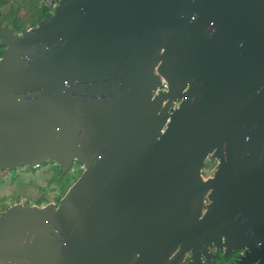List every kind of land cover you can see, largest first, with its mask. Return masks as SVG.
<instances>
[{
  "label": "water",
  "instance_id": "water-1",
  "mask_svg": "<svg viewBox=\"0 0 264 264\" xmlns=\"http://www.w3.org/2000/svg\"><path fill=\"white\" fill-rule=\"evenodd\" d=\"M0 46V170L83 169L58 204L0 212V264L264 245V0H59Z\"/></svg>",
  "mask_w": 264,
  "mask_h": 264
},
{
  "label": "rangeland",
  "instance_id": "rangeland-1",
  "mask_svg": "<svg viewBox=\"0 0 264 264\" xmlns=\"http://www.w3.org/2000/svg\"><path fill=\"white\" fill-rule=\"evenodd\" d=\"M59 0H0V23L15 31L13 24H23V29L36 26L40 3L54 11ZM1 50V49H0ZM216 160L208 159L203 168L205 178L213 175ZM82 172L80 164L63 174L54 162H46L37 168L22 167L16 170H0V212L16 203L46 205L58 204Z\"/></svg>",
  "mask_w": 264,
  "mask_h": 264
},
{
  "label": "flooded vegetation",
  "instance_id": "flooded-vegetation-1",
  "mask_svg": "<svg viewBox=\"0 0 264 264\" xmlns=\"http://www.w3.org/2000/svg\"><path fill=\"white\" fill-rule=\"evenodd\" d=\"M2 49L3 48L1 47V50ZM80 166L82 167L81 164ZM208 249L211 252V254L207 258L201 256L200 262L198 264H257L253 262L256 257H259V262H261L260 264H264V245L258 246L255 248V250L252 251H246L247 248L245 249L240 248L237 250L233 249L232 252H230L227 255H225L226 248H224V250H221V249H217L215 246H210ZM183 264H188V257L185 259V262Z\"/></svg>",
  "mask_w": 264,
  "mask_h": 264
},
{
  "label": "trees",
  "instance_id": "trees-1",
  "mask_svg": "<svg viewBox=\"0 0 264 264\" xmlns=\"http://www.w3.org/2000/svg\"><path fill=\"white\" fill-rule=\"evenodd\" d=\"M39 13H40V15H39V17H38V20L36 21L37 23H32L31 25H36V24H38L39 23V21L42 19V18H44V16L48 13V10H49V8H48V6L46 5V4H44V3H40V5H39ZM13 27H14V30L15 31H19V30H23V24H21V25H19V24H17L16 22H14V24H13ZM21 30V31H22ZM0 49H1V46H0ZM0 56H1V51H0Z\"/></svg>",
  "mask_w": 264,
  "mask_h": 264
},
{
  "label": "built area",
  "instance_id": "built-area-1",
  "mask_svg": "<svg viewBox=\"0 0 264 264\" xmlns=\"http://www.w3.org/2000/svg\"><path fill=\"white\" fill-rule=\"evenodd\" d=\"M162 89H163V90H166V84H165V83L163 84ZM178 105H179V101L176 102V103H174V107H178ZM37 167H38V166H37ZM37 167H36V168H37Z\"/></svg>",
  "mask_w": 264,
  "mask_h": 264
}]
</instances>
